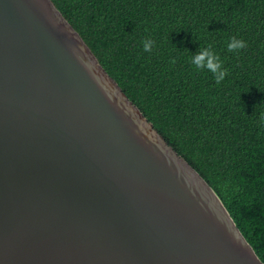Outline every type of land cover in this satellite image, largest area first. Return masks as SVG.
Instances as JSON below:
<instances>
[{
  "label": "water",
  "instance_id": "95a60500",
  "mask_svg": "<svg viewBox=\"0 0 264 264\" xmlns=\"http://www.w3.org/2000/svg\"><path fill=\"white\" fill-rule=\"evenodd\" d=\"M0 264H264L53 0H0Z\"/></svg>",
  "mask_w": 264,
  "mask_h": 264
},
{
  "label": "trees",
  "instance_id": "16d2710c",
  "mask_svg": "<svg viewBox=\"0 0 264 264\" xmlns=\"http://www.w3.org/2000/svg\"><path fill=\"white\" fill-rule=\"evenodd\" d=\"M53 2L264 262V0ZM233 37L246 47L230 52ZM209 44L228 71L219 84L191 63Z\"/></svg>",
  "mask_w": 264,
  "mask_h": 264
},
{
  "label": "clouds",
  "instance_id": "9594fccd",
  "mask_svg": "<svg viewBox=\"0 0 264 264\" xmlns=\"http://www.w3.org/2000/svg\"><path fill=\"white\" fill-rule=\"evenodd\" d=\"M153 42L151 39H146L144 42V51L150 52L152 50ZM246 47V43L243 40H237L235 37L228 43V50H239ZM170 63L175 64V60H171ZM191 63H193L197 69L207 68L209 71L215 74L217 84L225 79L228 74L227 69H223L222 62L219 55H217L212 45L209 44L207 48L201 47L199 54L192 56ZM264 119V117H262Z\"/></svg>",
  "mask_w": 264,
  "mask_h": 264
}]
</instances>
